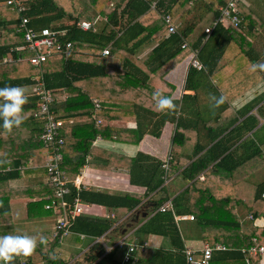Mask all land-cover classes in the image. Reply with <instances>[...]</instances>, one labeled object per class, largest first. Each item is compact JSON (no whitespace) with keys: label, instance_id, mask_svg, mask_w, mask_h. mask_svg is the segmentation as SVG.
<instances>
[{"label":"trees","instance_id":"1","mask_svg":"<svg viewBox=\"0 0 264 264\" xmlns=\"http://www.w3.org/2000/svg\"><path fill=\"white\" fill-rule=\"evenodd\" d=\"M21 1L25 8L20 12L11 4L0 5V101L3 96H12L14 88L34 84V75L44 74L46 85L55 97L52 108L58 118L66 120L62 127L65 142L61 163L65 176L74 178L87 163L97 134L104 135L106 129H117L96 127V119L116 117V111L122 113V107L110 103L117 98L130 99L132 94L136 99L137 83L153 81V86L147 85L150 90H145V96L156 104L155 113L147 117L142 108L135 107L133 112L138 115V120L143 116L144 121L138 122L133 130L124 129L125 137L121 132L115 136L124 141L139 142L145 133L160 136L168 119L176 121L170 169L165 172L162 160L143 152L132 158L130 167L132 183L145 185L148 193L154 192L151 197L153 214L129 234L130 238L159 234L170 239L169 248L139 246L134 257L124 263L122 259L116 260L117 249L105 253L106 246L96 242L83 260L91 262L99 258L98 264H187L184 239L175 214L193 213L196 219L188 227L191 235L213 245L222 242L227 246V249L214 251L210 264H246L247 257L259 264L260 255H250L241 248L249 246L253 237L264 245V224L253 223L256 217H264V179L252 178L264 168V122L259 125L260 116L264 117V92L241 108L235 109L231 103L258 85L263 76L254 66L253 72L246 70L245 74L233 73L227 70L230 66L224 67L230 60L229 53L243 50L239 44L243 46L241 41L245 39L236 28L216 24L210 34L206 32L220 15V6L226 0ZM109 1H114L115 6L109 5ZM191 12L194 15L186 20ZM166 13L183 22L178 32H168L163 17ZM23 16L29 18L27 25L34 29L46 26L64 29L62 40L72 42L69 52L56 51L41 66L32 64L26 57L34 51L27 47L16 48L25 44L23 31L17 27ZM98 17L106 18L98 32L83 30L77 25L80 21H95ZM156 40V46L138 57L149 42ZM184 41L188 42L187 47H182ZM109 43L110 52L121 55L117 65H110L100 56ZM193 49H198V57L204 65L202 69L192 65L189 68L185 86L194 93L184 94L180 100L171 98L173 86H166L168 83L163 75ZM250 49H253L251 44ZM8 54L12 60L3 61ZM101 81L108 86L95 89ZM89 84H94L93 90L83 91L82 86ZM94 95L102 101L100 111L95 109L91 98ZM38 102L39 96L28 93L5 107L4 104L0 106V118L10 116V124L4 126L15 132L10 133L16 134L11 136L41 133L42 122L33 114ZM68 118H74L75 122L70 124ZM211 119L215 122L209 123ZM23 145L35 153L25 160H17L16 165L32 160L35 167L46 172L49 197H55L45 166L50 147L40 140ZM165 173L183 183L184 187L173 196L165 183ZM70 187L71 191L66 195L68 201L77 193L76 186L70 184ZM78 192L92 203L123 207L125 211L134 209L143 199V195H118L91 188H82ZM168 200L173 209L160 210L159 207ZM41 202L42 208L47 210V201ZM245 214H251L253 218L243 217ZM110 224L107 218L80 215L72 228L75 232L98 237L109 229ZM113 229L120 234L125 225L118 224ZM57 242L58 238L54 237L50 243L53 251L41 250L48 264L66 262L63 251L56 248ZM126 249H122V258ZM135 257L137 260L133 261ZM16 259L11 256L10 262L16 263Z\"/></svg>","mask_w":264,"mask_h":264},{"label":"crops","instance_id":"2","mask_svg":"<svg viewBox=\"0 0 264 264\" xmlns=\"http://www.w3.org/2000/svg\"><path fill=\"white\" fill-rule=\"evenodd\" d=\"M1 4L5 3L2 2L0 5ZM109 5L113 7L114 1H109ZM239 10L243 15L244 20L241 28L236 30L244 36L245 40L241 41L243 46L239 44L243 50L238 53H229L228 57L230 60L227 65H224V67L227 69L228 66H230L231 68H228V71L245 74L246 70L252 71L254 66L256 72L263 76V80L231 103L235 109L241 108L255 96L264 92V0H249V4L246 6L240 1ZM193 15V12H191L186 20L190 19ZM101 23H103V19L97 20L96 28L88 30L98 32L102 27ZM180 23L181 25L183 24V22ZM247 41L252 45V50ZM157 43L158 40L149 42L145 48L139 52L138 57H141L148 50H151L157 45ZM110 44L111 43L106 45V47L109 46L110 48ZM100 53V56L107 59L110 65L119 64L118 59L121 57L120 54L118 55L115 52H111V55H104L102 51ZM191 58L192 54L189 53L165 73V75H163V79L168 83L166 86H168V88L173 86L171 98L180 100L184 94L194 93V90L187 89L185 86L189 68L191 66ZM232 59L233 62H231ZM250 65H252V67ZM148 82L149 84H136V99L132 94L130 99L117 98L110 103V105H115L119 108L122 107V113L116 111L115 114L117 116L110 119L97 118L96 127L105 128L108 126V128L112 127L117 129H106L104 135L97 134L91 152L87 156V163L80 168L74 178L67 174L71 180L78 177L82 181V188L84 189L91 188L118 195L132 193L143 195V199H141L139 205L134 209L125 211L123 207L115 208L103 206L85 200L80 196L82 201L89 206L88 211L82 215L103 219L107 218L110 220L111 224L109 229L98 237L87 235L80 236V232L74 231L62 242H57L56 248L63 251L62 254L66 260L65 264H81L86 253L96 242L103 243L108 250L114 248L117 249L115 258L116 260L121 261L123 254L122 249L114 247L118 240L124 234L129 235L132 233L137 226L146 221L153 214L151 207L154 205V202L151 201V197L154 192L148 193L145 185L132 183L131 181L130 167L132 164V158L139 152H143L164 161L165 157L170 154L176 121L168 119L163 126L160 136L145 133L139 142L130 140L124 141V139H119L118 137L120 132L122 136L125 137L126 134L123 132L124 129L128 128L133 130L137 127L138 122L143 120V116H140V119L138 120V115L135 114L136 112H133L135 111V107L139 108V110L142 108V113L147 117L151 116L152 113H155L153 109L156 104L151 102L149 98H146L145 96V90H150L147 85H151L153 81L149 79ZM89 86H82V90L85 92H87L88 89L93 90L92 88H94V84H89ZM107 86L106 82L101 81L95 89L101 90L102 87L106 88ZM116 89L119 90V88ZM12 92V96H3L0 101V106H3L4 104L5 107L13 100H17L19 97L22 98L25 94L32 93L33 84L16 87ZM147 96L149 97V93ZM91 98L93 101L94 98H98L101 101L98 95H94ZM146 99H148L147 102H145ZM212 102L214 103L213 97ZM132 107L133 110L130 112ZM127 108L128 111L126 110ZM101 109L97 111H100ZM255 111L256 110H254V112ZM82 120L86 122V119L83 117ZM99 120H101V122H99ZM260 120L261 122L259 125L264 122V117L260 116ZM9 121L10 116L0 118V139H2V142L0 143V264H6L5 259H8L9 264H23L21 260H25L24 264L28 261L27 264H48L47 259L42 255L41 250H54V248L50 246V243L55 237L53 230L58 219L56 211L46 210L41 206V201H48L47 199L49 197L48 191L50 186L48 184V176L46 172L40 171V167H35L32 160L26 161L24 165H16L17 160H25L30 158L32 153H35L29 148L23 147V143L37 141L38 134L11 136L16 135L10 134L15 132L6 130V127L4 126V124L9 123ZM67 121L70 124L75 122L74 118H68ZM213 122H215V119L209 121V123ZM116 133H118V135L115 136ZM102 150L107 152L104 153ZM263 172L264 168H261V170L256 173L259 179L262 178ZM165 175H167V173L164 174V177ZM165 180L166 185L170 187L169 190L172 191V196L184 187L183 183L180 182V179L177 177L169 178L167 176V179L165 178ZM242 212H246L244 208L242 209ZM188 214L194 215L193 213H182V215ZM137 215H139L138 218ZM250 215L245 214L243 217H250ZM195 219L196 217L194 215V219H181L178 221V224L180 226L185 246L200 250L203 246L211 243L208 240H202L195 235H191L188 227L191 226V223ZM255 222L259 226L263 225L264 217H256ZM118 224L125 225V229H123L120 234L113 229L114 226ZM126 238L128 242L138 243L144 247L169 248L170 245L169 238L154 233L141 237L136 235L134 238H130L129 235ZM23 250L25 251V254L21 253ZM11 256L17 257L16 263L10 262ZM84 262L86 261L84 260ZM261 262L264 264V257L261 258L259 264ZM134 264L141 263L138 262Z\"/></svg>","mask_w":264,"mask_h":264},{"label":"built area","instance_id":"3","mask_svg":"<svg viewBox=\"0 0 264 264\" xmlns=\"http://www.w3.org/2000/svg\"><path fill=\"white\" fill-rule=\"evenodd\" d=\"M11 4L18 11H22L25 8L24 3L21 0H0V3ZM240 0H226L225 4L220 6V15L214 21L212 26H208L206 28L207 34H210L214 26L216 24H221L224 27H234L236 29L241 28L244 17L239 10ZM152 6L155 7V2L152 3ZM164 20L168 27L169 33H176L179 31L180 25L177 23L175 17H173L170 13H166L163 15ZM106 19L102 17H98L95 21L91 20H83L78 22V27L83 30L94 29L96 28L97 20ZM29 18L23 16L22 21L18 24V29L23 31L25 44L22 46H18L16 48H29L34 51L33 55H30L27 58L32 64L37 66H41L44 61L48 59V57L56 51H62L67 54L69 52V48L72 45L71 41H63L62 35L65 34L64 29H52L48 26L42 27L41 29H34L27 25ZM188 42L184 41L182 47H187ZM104 55L110 54L109 46L105 47L102 50ZM192 58L190 64L198 69H202L204 67L203 63L198 57V49H193ZM12 56L4 57L3 61H11ZM34 84H33V94L39 96L38 107L34 111V116L42 122L41 133L37 135V139L42 141L45 146L50 147L49 159L45 164L47 168V172L49 175V180L54 186V194L55 197H49L45 207L47 209H53L58 214V219L54 226V236L58 238L59 242H62L66 237L74 232L73 225L76 218L79 215L88 211V204L84 203L80 197L78 191L82 189V181L76 177L71 180L67 176H65L62 170L61 163L64 159L63 154V144L64 137L62 135V127L65 123V120L62 118H58L56 116V112L52 108V103L55 100L52 89L47 87L44 74L38 73L33 76ZM95 109H101V101L98 98H94ZM101 122V120H99ZM170 155L166 159H164L162 167L167 172L170 169L169 166ZM166 174V173H165ZM167 179V175H165ZM70 184L76 186L77 193L73 197L71 201L66 199V195L70 193L71 187ZM264 196V192H263ZM171 200L166 201L159 208L160 210L173 209ZM251 218L252 215H250ZM175 218L177 222L181 219H194V215H182L175 214ZM254 224H257L254 221ZM258 225V224H257ZM80 236H86L84 233H80ZM128 234H124L116 243L114 247L124 249L127 247L126 252L122 258V261L129 262L132 257H134V252L138 249L139 246L143 247V245H139L138 243L128 242L127 237ZM257 237L252 238V243L247 247H242L243 252H247L248 254H256L260 255L262 258L264 257V245L259 244L257 242ZM227 249V246L223 243H217L214 245L207 244L203 246L200 250H195L190 246H184L183 252L186 257L187 264H210L211 259L213 257L215 250ZM110 251V250H106ZM105 252V253H106ZM25 254L23 250L21 252ZM137 260V257L134 258L133 261ZM6 264H9L8 259H5ZM99 258L96 260H92L89 264H98ZM24 264L25 260H21ZM246 264H254L249 257L246 258Z\"/></svg>","mask_w":264,"mask_h":264},{"label":"rangeland","instance_id":"4","mask_svg":"<svg viewBox=\"0 0 264 264\" xmlns=\"http://www.w3.org/2000/svg\"><path fill=\"white\" fill-rule=\"evenodd\" d=\"M241 1V3L243 4V5H248L249 4V0H240ZM176 18V20H177V23L181 26V23L180 22H182L181 20H178V18L179 17H175ZM168 155H170V154H168ZM168 155L165 157V159L168 157ZM260 173H262V172H260ZM252 178L254 179V178H256V179H259L258 178V176H257V174L256 175H253L252 176ZM262 179H264V172H263V176H262ZM188 240H189V238H188ZM192 240H194V239H192ZM63 247H65V246H63ZM109 252V251H108ZM107 253V252H106ZM83 262H84V260H83ZM86 263H90V261L89 262H84L83 264H86ZM260 264H262V262L260 263Z\"/></svg>","mask_w":264,"mask_h":264},{"label":"water","instance_id":"5","mask_svg":"<svg viewBox=\"0 0 264 264\" xmlns=\"http://www.w3.org/2000/svg\"><path fill=\"white\" fill-rule=\"evenodd\" d=\"M139 215H137V218H138Z\"/></svg>","mask_w":264,"mask_h":264}]
</instances>
